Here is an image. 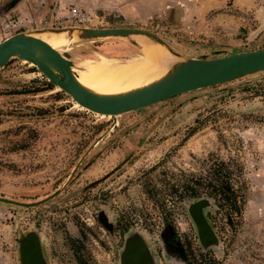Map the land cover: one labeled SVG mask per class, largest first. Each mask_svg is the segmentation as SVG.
<instances>
[{
  "label": "rangeland",
  "instance_id": "374dc122",
  "mask_svg": "<svg viewBox=\"0 0 264 264\" xmlns=\"http://www.w3.org/2000/svg\"><path fill=\"white\" fill-rule=\"evenodd\" d=\"M72 3L92 16L84 26L144 29L190 56L214 58L264 45V0H0V40L46 27L41 19L51 11L62 15ZM246 35L253 37L248 45L236 43ZM89 44L93 49L68 45L82 72L88 60L143 53L121 40ZM31 65L10 58L0 68V196L36 201L75 169L41 204L0 202V264H19L17 237L27 231L38 235L47 264H79L71 238L82 242L83 264H118L131 230L141 234L156 264H184L179 241L201 246L186 202L165 201L170 214L163 215L164 185L203 173L211 159L238 165L244 198L229 227L211 201L204 208L215 222L214 257L219 264H264V71L121 113L113 123L55 86V95L41 90L8 98L21 85L43 89L48 82ZM145 188L155 189L158 205Z\"/></svg>",
  "mask_w": 264,
  "mask_h": 264
},
{
  "label": "water",
  "instance_id": "95a60500",
  "mask_svg": "<svg viewBox=\"0 0 264 264\" xmlns=\"http://www.w3.org/2000/svg\"><path fill=\"white\" fill-rule=\"evenodd\" d=\"M40 31H63L68 42L93 49L89 42L97 40H121L138 48L134 37H142L159 43L174 57L167 71L158 79L138 88L121 93L99 94L82 87L71 71L74 54L69 46L53 48L34 36ZM10 58L31 63L51 85L65 93L83 110L93 114L115 117L199 88L233 81L264 71V48L224 54L214 58L206 55L190 56L150 31L132 27L46 26L20 30L0 40V68ZM112 123V125H113ZM111 125V126H112ZM75 167L73 168V170ZM73 170L52 193L36 201L21 202L0 196V202L19 207H31L53 197L66 183ZM210 199L201 197L187 202V211L194 222L199 244L203 248L217 245L216 235L205 218L204 208ZM19 264H47L38 235L27 231L17 237ZM118 264H156L141 234L136 230L127 233L118 252Z\"/></svg>",
  "mask_w": 264,
  "mask_h": 264
},
{
  "label": "trees",
  "instance_id": "16d2710c",
  "mask_svg": "<svg viewBox=\"0 0 264 264\" xmlns=\"http://www.w3.org/2000/svg\"><path fill=\"white\" fill-rule=\"evenodd\" d=\"M10 60V59H9ZM238 165L232 160L211 159L205 171L201 174H185L184 177L176 182H165L163 189V215L169 217V209L165 208V201L174 200L189 202L201 197L211 200L216 213L220 215L222 223L228 227L237 222L241 215L244 202L242 181L236 174ZM147 198L155 205L159 199L154 190L144 189ZM161 202V201H160ZM205 218L212 228L214 219L209 211L205 212ZM127 227L123 229L125 231ZM70 247L76 255L79 264L84 263L80 255L82 242L78 238L69 239ZM181 247V257L184 264H219L210 248L193 246L192 243L184 238L179 241Z\"/></svg>",
  "mask_w": 264,
  "mask_h": 264
},
{
  "label": "bare ground",
  "instance_id": "6f19581e",
  "mask_svg": "<svg viewBox=\"0 0 264 264\" xmlns=\"http://www.w3.org/2000/svg\"><path fill=\"white\" fill-rule=\"evenodd\" d=\"M262 20L264 22L263 15ZM34 36L53 48H59L68 42L63 31H40ZM134 40L143 51L141 57L129 60H116L110 57L88 60L84 64L85 72L80 71L77 64L72 62L71 71L76 81L89 91L114 94L144 86L158 79L167 71L174 57L159 43L139 36L134 37Z\"/></svg>",
  "mask_w": 264,
  "mask_h": 264
},
{
  "label": "built area",
  "instance_id": "2783aa9c",
  "mask_svg": "<svg viewBox=\"0 0 264 264\" xmlns=\"http://www.w3.org/2000/svg\"><path fill=\"white\" fill-rule=\"evenodd\" d=\"M91 17L86 9L81 8L77 3H72L67 6L62 15L58 16L51 11L47 17L41 19V24L45 26H61L62 24L84 26L90 21ZM15 23L18 24L20 21L17 20Z\"/></svg>",
  "mask_w": 264,
  "mask_h": 264
},
{
  "label": "flooded vegetation",
  "instance_id": "af4514ba",
  "mask_svg": "<svg viewBox=\"0 0 264 264\" xmlns=\"http://www.w3.org/2000/svg\"><path fill=\"white\" fill-rule=\"evenodd\" d=\"M10 60H7V62L1 67L4 68L8 65V62ZM33 80V79H32ZM33 81H31L30 83L32 84ZM29 84V83H28ZM21 89H15V90H10L6 93V96H8V98L10 99H16L19 98L20 96H27L29 94H36L38 92H40L41 90L43 91H47L48 94H52L55 95L57 92H59L54 86L50 85L48 82L44 83L42 85L43 89H35L33 86L30 85H21L20 87Z\"/></svg>",
  "mask_w": 264,
  "mask_h": 264
},
{
  "label": "crops",
  "instance_id": "0c3cea01",
  "mask_svg": "<svg viewBox=\"0 0 264 264\" xmlns=\"http://www.w3.org/2000/svg\"><path fill=\"white\" fill-rule=\"evenodd\" d=\"M102 4L105 5L106 3L103 2ZM243 27H244V25H243ZM237 34H240V32H237ZM260 36H261V34H258V37H260ZM238 39H239V42H236V43H240L241 45H245V44L248 45L249 44L248 41H250L251 39H253V37L250 36V38H248V36L246 35V36H243V37L238 38ZM260 42H263V41L261 40ZM262 48H264V45H259V46L258 45H255V46H252V47H247V48L245 47L243 49L242 48L236 49L234 51L229 52L228 54L235 53V52L248 51V50L262 49ZM218 56H220V55H218ZM218 56H215V57H218Z\"/></svg>",
  "mask_w": 264,
  "mask_h": 264
}]
</instances>
